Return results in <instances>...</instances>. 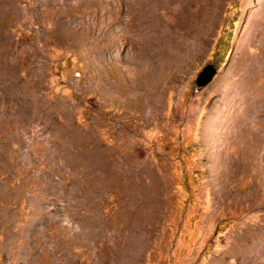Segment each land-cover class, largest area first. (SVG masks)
Masks as SVG:
<instances>
[{
  "label": "rangeland",
  "instance_id": "374dc122",
  "mask_svg": "<svg viewBox=\"0 0 264 264\" xmlns=\"http://www.w3.org/2000/svg\"><path fill=\"white\" fill-rule=\"evenodd\" d=\"M138 1L0 0V264H238L241 230L262 236L264 142L240 169L235 135L250 110L243 62L264 66V0H183L207 22L189 47L106 51L75 31L96 20L127 43L114 29ZM207 65L217 74L197 88ZM127 157L156 191L146 177L138 189Z\"/></svg>",
  "mask_w": 264,
  "mask_h": 264
},
{
  "label": "bare ground",
  "instance_id": "6f19581e",
  "mask_svg": "<svg viewBox=\"0 0 264 264\" xmlns=\"http://www.w3.org/2000/svg\"><path fill=\"white\" fill-rule=\"evenodd\" d=\"M209 2H211V1H209ZM137 3H140V8L137 7L138 4L137 5L136 4L130 5L132 10L125 12L126 24L123 25L124 28L120 27L118 29H114L115 33L120 32V33H124V34L129 35L127 43L120 44L118 41H116L113 38L112 35H110L106 31L104 32L103 27L98 26L96 20L94 22H90L88 24L78 26L75 29V31L80 32L82 35H83V33L84 34L88 33V35L91 37V41L89 40L88 42L91 43L93 46L94 45L97 46L98 44L101 43L100 50H102L104 48L108 49L106 51H109V50L111 51V49L118 50V51H124L123 47L125 45H132L133 48L136 49L137 51H142V50L145 51V50H147V48L151 49V47H152V50H156V49H161L162 46L164 45V43H167V45H169V43H172V44H178V46H181V47H186V46L189 47L188 42L191 39H196L197 41H203V36L205 35V32L203 31L204 30L203 27L205 26V24L207 22L204 21L203 18H201V14L199 12L196 13V12L191 11L189 9V7L187 6V4L183 0H149L147 3L144 2L145 3L144 5L142 4L143 2L141 3V1H138ZM262 4L263 5L261 8L253 9L252 12L255 13L258 17H260V19L263 21L264 20V3H262ZM72 6H73V4H72ZM73 7L77 8V7H79V5L73 6ZM90 10H91L90 7H87L86 9H84L83 12L86 13L87 11H90ZM117 15L118 14H114V16H117ZM121 17H122V15L117 16V18H119V19ZM170 17L176 18L178 20V22L179 21L181 22V24L179 25L180 31H178L176 33H173L171 31L170 34L168 35L167 32L161 31V28H162L163 24L169 22ZM191 18H195L194 20H192L195 22L194 27H192V28H195L194 30H192V28H191V26L193 25V24L191 25V22H192V21H190ZM263 24H264V22H263ZM153 30H155V33L152 32ZM259 34L261 36H263V38H264V29H262L259 32ZM86 44H87V42H86ZM190 45H192V44H190ZM193 45H194V43H193ZM262 64L260 62V58L259 59L256 58L253 61H250L248 59L246 61L244 60V62H243V67L244 68L248 67V71H246V74L244 75L246 80L245 79L244 80H245L246 85L248 86L247 88L251 94L250 95L251 100H249L250 103L248 104L250 107V110L248 111V109H247L249 114L248 115H246V114L241 115L242 113L240 111V113H241L240 115L242 117L238 118L237 124H236L238 127L236 130L235 138H236V142L238 144V148L235 151V153H236L235 160L237 161L240 169H242L243 165L249 164L250 161L252 160L251 156L253 157V155L255 154V150H254L255 146L254 145H260V143L262 141L264 142V129H263V126H264V90H261L260 88L254 87L255 85L253 86V83H252V81L255 78H257L256 76H258L259 74H263L262 72L264 71V66ZM167 65H168V63L166 64V66ZM166 82H169V80L166 79ZM14 98H15V96H14ZM24 99H25V96H24ZM151 105H154V106L150 107L148 112H149L150 116L156 117L158 109H159L157 106L159 104H151ZM22 108L28 109V104L25 103V105H23ZM37 116H35V117H37ZM248 117L250 119L249 121L246 120V118H248ZM36 121H38V120H36ZM210 124H212V122L208 123V126H210ZM214 124L216 125L215 122H214ZM213 128H214V126L212 127V129ZM250 133L253 134L256 141L252 140L253 137L252 138L248 137ZM121 142H123V141H121ZM119 146H120V144H119ZM256 147H258V146H256ZM246 155H248V157L249 156L250 157L248 158V160L246 162H244ZM260 158L264 159V155H262ZM115 159H118V158L115 157ZM256 161L259 162V159ZM123 162L125 164L127 163V165H125L126 171L125 170L124 171L134 175V176H131V175L130 176L133 177V179H135V182H133V183L135 185L137 184L138 189H140L142 191H146V192H148V186L151 188V191H156L158 189V184H156V181L155 182L153 181V180H157L156 179L157 176L155 175V173L151 172V168L148 165H143L141 167L137 166L136 167L137 171H134L133 170L134 164L132 163L131 158L127 157L124 161H122V163ZM259 163H261V162H259ZM259 163H258V165H259ZM233 167H235V165ZM259 168H260L261 173L259 172L257 175L259 178H261V183H260L261 187H264V166L263 167L261 166ZM235 172L236 171L234 170V173ZM239 172L237 174H239ZM145 177L150 179L148 186H143L141 183ZM228 177H229V175H228ZM106 178H108V177H106ZM223 178L224 177H222V179ZM225 178H224V180H225ZM227 183H228V180H227ZM152 202L158 203V199L156 201L144 202V205L148 206ZM237 202L243 203V205L246 208L249 206V204H247L249 202L248 198L240 199ZM262 206H263V210L261 211L262 215L260 216V218H261V222H262L261 227H262L263 234L259 239H255L254 236L251 237L249 227H246L245 229L241 230L242 232L239 233L238 238L235 242V252H234V256H235L236 260L238 261V262L236 261L238 264H264V205H263V203H262ZM142 212H144V211H142ZM141 215L143 217L144 216L146 217L147 216L146 211L144 213H142Z\"/></svg>",
  "mask_w": 264,
  "mask_h": 264
},
{
  "label": "water",
  "instance_id": "95a60500",
  "mask_svg": "<svg viewBox=\"0 0 264 264\" xmlns=\"http://www.w3.org/2000/svg\"><path fill=\"white\" fill-rule=\"evenodd\" d=\"M217 74V70L213 65H207L203 70L199 73L196 78V86L197 88H203L210 84L215 75Z\"/></svg>",
  "mask_w": 264,
  "mask_h": 264
}]
</instances>
